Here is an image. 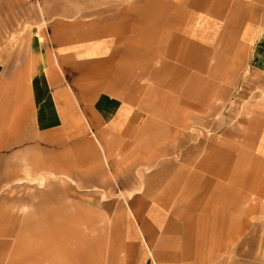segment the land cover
<instances>
[{
  "label": "crops",
  "instance_id": "1",
  "mask_svg": "<svg viewBox=\"0 0 264 264\" xmlns=\"http://www.w3.org/2000/svg\"><path fill=\"white\" fill-rule=\"evenodd\" d=\"M109 1L0 0L1 180L68 177L0 196V264L217 258L264 197V0Z\"/></svg>",
  "mask_w": 264,
  "mask_h": 264
},
{
  "label": "rangeland",
  "instance_id": "2",
  "mask_svg": "<svg viewBox=\"0 0 264 264\" xmlns=\"http://www.w3.org/2000/svg\"><path fill=\"white\" fill-rule=\"evenodd\" d=\"M33 1L37 2V0H33ZM106 1L108 2L109 0H106ZM3 155L4 154L0 155V196H4L5 194L11 196V198L13 199V202H10L8 206L13 211V215L20 217L22 222L28 221L27 224L29 222L32 223L33 221L26 217L27 216L26 213L31 212L33 210V206L35 205V202L33 201L31 197L34 196L35 193H40V192H44L47 189H51L49 187H46L47 185L46 181L48 180L67 181L68 177L64 173H60L58 175V173L53 174L52 172H46V171H38V172L37 171H17L16 176L12 178L11 180H4V179L1 180V178H3L4 176V171L2 170L4 167L3 166ZM12 157H13L12 163H16L17 158L14 156ZM24 170H26V168ZM108 174L109 176H111L110 179H112L113 173L110 172ZM257 181H253L251 215L247 213L246 216H249L248 218L246 219L239 218L233 221L234 224L236 223L235 226H238V225L240 226L242 224L241 223L242 220L244 219L246 221L247 228L244 230V233L242 235L238 234L239 230H237L235 232V235H233L234 236L233 243L229 245L227 243L226 247L228 249L229 248L231 249L230 252L228 254L221 252L220 255L217 258H215V252L211 253V251L209 250L198 251L196 253L198 258L196 257L189 258L188 264H227L229 261L230 263L231 261L233 262V260L240 264H264V197H258L256 196V194H254L256 191L255 189H257L256 187L258 186ZM61 190L62 189H60V191ZM237 190L240 192V188H238ZM259 193L260 195L261 194L263 195L264 190L263 189L259 190ZM20 196L24 197L21 205L16 204L14 202L15 199H17ZM65 199L66 200L68 199L67 195ZM241 205L242 204L240 205L238 204L237 208L239 207V209H241L240 208ZM76 206H79V205H76ZM97 223H98L97 225H100V226L103 225L102 226L103 230L105 229L106 231V228L108 229L107 235H104L105 237L103 236L104 237L103 239L105 243H107L108 245L111 244L112 243L111 236L108 235L111 230L110 229L111 221H101V222L98 221ZM20 227H21V223L17 221L16 232L14 231L13 233L8 234L7 237H5L3 234L0 235V242L4 241V242L12 243V241L14 242V240H17L18 236H16L15 234L19 232L18 229ZM85 232L88 238H92V239L99 237L101 234V231L98 232L97 230L90 231V232L88 230ZM28 233L30 234L31 232L29 231ZM3 237H5L6 239ZM60 237L61 239L63 238L62 236ZM27 238H28L29 246L36 245L37 244L36 240H39L38 243H41L38 245H42L43 243V245L45 244L44 247L46 248L48 246L51 247L52 245V243L50 244V241L52 240L51 237H46V236L36 237L35 235H28ZM225 240L227 241V236H221L220 238L221 247L222 246L225 247L224 245V243L226 244ZM29 241L30 242L36 241V243L32 244V243H29ZM60 244L63 245V242L60 241ZM206 247H210V245ZM250 247L252 251L249 254ZM232 250H234L235 252H232ZM213 254H214V257H212ZM0 255H2V252H0ZM46 260L48 261L51 260V256L45 258V261Z\"/></svg>",
  "mask_w": 264,
  "mask_h": 264
}]
</instances>
